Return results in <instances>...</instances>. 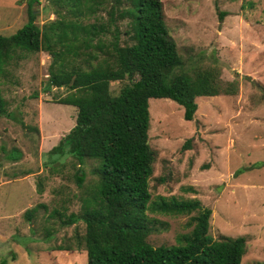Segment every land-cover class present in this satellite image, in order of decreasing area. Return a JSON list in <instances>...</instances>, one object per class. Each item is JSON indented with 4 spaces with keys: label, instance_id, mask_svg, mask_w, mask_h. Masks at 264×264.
<instances>
[{
    "label": "rangeland",
    "instance_id": "rangeland-1",
    "mask_svg": "<svg viewBox=\"0 0 264 264\" xmlns=\"http://www.w3.org/2000/svg\"><path fill=\"white\" fill-rule=\"evenodd\" d=\"M28 1L0 0V35L25 23ZM77 1L74 6L73 0H37L31 4L35 23L55 20L56 12L65 20L92 23L93 16L104 17L115 5V0H96L94 15L88 16L85 6L92 0ZM159 1L178 55L184 63L215 68L222 92L195 98L197 110L189 122L174 102L148 100L147 139L154 155L150 199H197L211 212L212 239L243 237L241 264H264V0ZM76 9L81 14L73 16L70 10ZM50 63L45 52H20L0 76L6 111L0 115V263L85 264L84 251L56 248L71 242L75 228L83 233L80 221L70 226L62 221L77 213L80 199L93 190L96 162L84 160L78 167L66 154H49L73 127L76 113L58 104L65 88L46 85ZM121 83H111L110 92ZM11 149L21 152L16 162L5 160ZM36 205L44 207L27 220L23 212ZM153 216L167 225L147 237L154 247L173 245L174 237L186 232L185 216Z\"/></svg>",
    "mask_w": 264,
    "mask_h": 264
},
{
    "label": "trees",
    "instance_id": "trees-1",
    "mask_svg": "<svg viewBox=\"0 0 264 264\" xmlns=\"http://www.w3.org/2000/svg\"><path fill=\"white\" fill-rule=\"evenodd\" d=\"M36 1L27 2L26 21L19 29L0 35V76L20 52L50 56L46 85L65 88L67 94L58 104L74 107L76 113L73 127L49 154H66L78 167L84 160L96 162L93 190L80 199L79 211L62 221L69 226L80 221L83 233L75 228L71 242L56 250H82L85 264H241L245 239H212L211 212L197 199L151 200L148 192L154 160L147 139L148 100L174 102L189 122L197 110L195 98L221 94L218 71L184 63L164 24L159 0H126L124 5L115 0L101 18L93 16L98 2L92 0L85 6L92 23L65 20L56 12L55 20L41 25L31 8ZM75 1L79 4L73 0L74 6ZM70 12L81 14L79 9ZM113 82H122L115 94L109 90ZM5 112L0 91V115ZM20 158L17 149L5 154L6 161ZM76 171L80 184L83 174ZM35 191L42 193L39 185ZM38 207L44 206L23 212L27 220ZM154 214L185 216L186 232L177 234L173 245H150L149 235L167 229Z\"/></svg>",
    "mask_w": 264,
    "mask_h": 264
}]
</instances>
